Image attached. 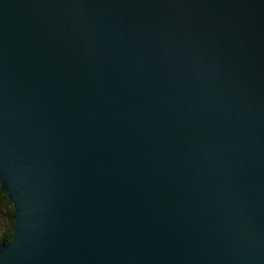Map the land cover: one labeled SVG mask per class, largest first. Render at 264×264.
Instances as JSON below:
<instances>
[{"label":"water","instance_id":"water-1","mask_svg":"<svg viewBox=\"0 0 264 264\" xmlns=\"http://www.w3.org/2000/svg\"><path fill=\"white\" fill-rule=\"evenodd\" d=\"M0 264H264V0H0Z\"/></svg>","mask_w":264,"mask_h":264},{"label":"trees","instance_id":"trees-1","mask_svg":"<svg viewBox=\"0 0 264 264\" xmlns=\"http://www.w3.org/2000/svg\"><path fill=\"white\" fill-rule=\"evenodd\" d=\"M15 217L16 212L9 199L8 192L0 184V243H8L12 240V227Z\"/></svg>","mask_w":264,"mask_h":264}]
</instances>
